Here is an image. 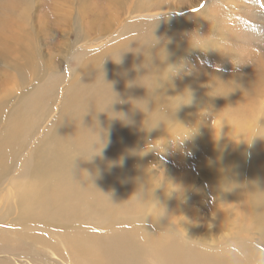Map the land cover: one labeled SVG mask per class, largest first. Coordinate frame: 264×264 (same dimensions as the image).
<instances>
[{"label":"rangeland","instance_id":"rangeland-1","mask_svg":"<svg viewBox=\"0 0 264 264\" xmlns=\"http://www.w3.org/2000/svg\"><path fill=\"white\" fill-rule=\"evenodd\" d=\"M212 1L0 0V264H77L78 258L112 264L115 254L119 264H174L170 256L179 264L264 261V226L252 223L256 211L246 186L248 178L264 183V139L250 147L223 139L215 144L209 127L219 137L226 120L233 139L264 138V89L261 98L257 93L261 107L246 103L211 119L241 101L239 91L227 96L235 82L225 87L220 81L247 85L253 79L248 63L264 74V0H235L231 8L228 0L215 19L199 11H211ZM193 14L206 34L210 25L200 18L210 22L209 45L217 49L182 45L181 22ZM152 34L160 41L148 50L152 66L178 71L163 87L157 80L167 72L138 81L160 88L149 93L157 110L144 121L128 101L144 98L145 89L126 82L144 74L133 66L144 63L141 46ZM161 48L178 54L161 63ZM122 52L119 65L105 59ZM144 67L158 71L150 60ZM210 81L211 95L227 97L208 96ZM186 88L193 102L180 106L187 97L175 96ZM107 112L126 113L133 123L110 120ZM241 115L249 123H239ZM94 124L106 130L107 143L85 161L78 157L90 158V143L98 145L97 155L103 147L100 130L85 128ZM63 172L69 176L59 185ZM17 187L32 197L41 192L40 204L60 225L47 223L36 233L27 223L21 230L12 220ZM93 200L97 205L89 207ZM94 240L111 252H95Z\"/></svg>","mask_w":264,"mask_h":264},{"label":"clouds","instance_id":"clouds-1","mask_svg":"<svg viewBox=\"0 0 264 264\" xmlns=\"http://www.w3.org/2000/svg\"><path fill=\"white\" fill-rule=\"evenodd\" d=\"M200 19H203V20H205V21H207L209 23L210 31L206 35L200 34L198 30H193L191 33L186 34L187 43H188L189 48L190 49H198V50H201V51H206V50H208L210 48L217 49V48H213V47H211L209 45V36L211 35V24H210V22L207 19H204L203 17H201ZM159 43H160V41L152 34V41L150 43H148V44H145V45L141 46V48L143 50V52L142 51L141 52H142V54L145 57L144 63L139 65V66H135L134 65L133 66V70L139 72L140 69L142 68V69L145 70V72H144L143 75L138 76L137 79H135L133 81L126 82V87L139 86V87H143L145 89L146 95H145L144 98H142V99H130L128 101L132 105V110L133 111L141 112V113H143L145 115L144 121L148 118L149 114H151V113H153V112H155L157 110L156 103L154 101H152V100H148L147 99L149 97V93L151 91V92H153V94H157V92H158V90L160 88L150 89L144 83H139L138 81H143L145 78H147L149 76H152V75L161 76L165 72H167V78L166 79H164L162 81L159 80V79L157 80V83L161 84L162 87H163L164 84L169 81V78L171 76H175L177 74V71H178L176 66L175 65H171V64H166L165 67H163L162 69L152 66V56H151V54L149 53L148 50L151 49V48L156 47V45L159 44ZM161 50H163V52L165 53L164 49L161 48L157 55H158V59L161 61V63H164L166 61V59H167V54L165 53L164 59L161 60V58H160ZM218 50H220V49H218ZM145 51L147 52V56H145V54H144ZM128 52L141 53V52H136V51H128ZM123 53H125V52L120 53L116 57L108 56L105 59H111L114 64L119 65V64H121L122 54ZM146 60H150L151 67L153 69H157L158 71L152 72L149 68L144 67ZM247 65L252 67L253 73H254V78L252 80H250L247 85H243L241 83H238L235 80L229 81L227 83L220 81V84L224 85L225 87H232L233 82H235L236 85H238V86L234 87L233 90L227 96H229L232 93H235V92L239 91L240 94H241V101L237 102L235 105H227L225 108H223V109H221L219 111L212 112L211 119L219 118L220 116H222L229 109L235 110L240 104H242L244 102L245 96L254 97L256 95L255 88H256L257 68L252 63H248ZM101 69H102V66H101ZM103 79H104V73H103ZM211 83L212 82L210 81L207 85H205V87L210 89V91L207 93L208 96H210V97H227V96H223V95H217V96L211 95V92L213 91V88L209 87V84H211ZM216 86L218 87L219 85H216ZM185 96L187 97L188 102L185 103V104H181L180 106H182V105L186 106V105L192 104V102H193V93H192V91L190 89L186 88L182 94L177 95L175 97L183 98ZM175 97H171V98H175ZM133 102H135V103H133ZM140 103H144V107L143 108L139 106ZM150 104H154L155 106L150 108ZM111 113H112L111 115H109V113H108V116H109L110 120H120L121 123L125 124L126 126L133 123V121L130 119V117L126 113H115V112H111ZM144 121H143V124H144ZM262 121H264V120H262ZM83 127H85V126H83ZM209 127H210V131H211L213 142L215 144H219V142L223 139V140H226V141H228L230 143L237 144V145L241 144V143H244L245 145L250 147L253 144L254 140H256V139H264L262 137H258L257 136V137H253L251 139V141L248 142V141L244 140L242 134L240 136H238L237 138L233 139L232 135H231L232 132H233L232 125L229 124L226 120L221 121V128L219 130V137L217 136L216 129L211 126V122H210ZM85 128L89 129L93 133H96V130L98 128L100 130L99 131V140L103 144V147L99 149V154L98 155L94 154L96 152V149H97L98 145L96 143H90V145L88 146V150L93 153L90 156V158H84L83 156L78 157V158L83 159L85 161H90L94 156H99L101 151H102V149L106 146V143H107L106 138L102 139L101 137H102V135L104 137H106L107 132H106V130L99 128L98 124H94L92 127H85ZM226 128L228 129L227 131H225ZM168 194H171V193L168 192ZM260 264H264V261H261Z\"/></svg>","mask_w":264,"mask_h":264},{"label":"bare ground","instance_id":"bare-ground-1","mask_svg":"<svg viewBox=\"0 0 264 264\" xmlns=\"http://www.w3.org/2000/svg\"><path fill=\"white\" fill-rule=\"evenodd\" d=\"M221 1H225V2L221 6H219L218 2H221ZM227 2H228V0H214L211 3H215V7H213V9L211 11H209L208 7H205L204 9L202 8L199 11H202V10H203V12L206 11V12H208L209 14H211L213 16V19H215L216 17H218V14L222 15V12L220 11V9L222 8V6L226 8L227 5L225 6L224 4H226ZM229 2H230V8L232 6H234L235 0H230ZM192 7H194V5L191 6L190 8H192ZM171 10H174V11H176L178 13V12H182L184 9H176V8L169 9V11H171ZM225 17H228V15L225 16ZM188 20L184 21V22H181L182 23V27L179 29L181 34L184 37V40L182 41L183 44L182 43L181 44L183 46H186V47H189L188 43H187L186 34L191 33L193 30H198L200 34L206 35V32H205L206 30L204 31V29H202L203 26L200 23L198 15L193 14L192 20H190V21H188ZM201 26H202V28H201ZM227 29H228V27H227ZM220 32H222V31H220ZM245 43L249 44L248 40H246ZM210 46L212 47L213 44H210ZM245 47L250 48V46H245ZM181 48L184 51L186 50L183 47H181ZM193 50L201 51V50H198V49H193ZM208 50H211V48L208 49ZM166 54H167L166 61L168 62V61H170L172 58H174L178 54V50L175 49V48H169V49H167ZM256 68H258V67H256ZM262 70L260 68H258V70H257V76H256L257 80H256V88H255L256 95L253 97V100H252V97L248 96L249 99L248 100L244 99V102L242 103V104L249 103V104H252V105H256V109L258 108V106L261 107V105H260V103L258 101L259 98H257V93H258V96L260 97V95L262 94V91L264 89V84H262L263 81H261V76H263L264 74L260 73ZM250 74L254 78L253 69H251ZM258 79H259V81H258ZM249 80H252V78L249 79ZM228 99L230 101H233V100H231V98H228ZM242 104H240V105H242ZM260 110H262V109H260ZM237 120H238L239 123H246V121L249 120V116L248 115H241V116H239L237 118ZM248 123H249V121H248ZM249 162L251 163L252 167H255L256 170L258 172H260V170L258 169V167L255 164V160L254 159L249 160ZM66 176H69V173L67 175L66 172H63L60 175V177L58 179V184L59 185H63L64 180L65 181L67 180ZM248 179L249 180L247 181L246 186L249 189H251L249 207L253 208L256 211V215L252 218V223H256L258 227H262V226H264V183L263 182L258 183V182H254L250 178H248ZM29 189L31 191V185H30ZM12 194H13V197H14V201L13 202H14L15 208L18 211L17 215L12 220H13V222H15L19 226V228L21 230L24 228V224H27V223L28 224H32V229H34L36 231V233H40L41 231H43L44 230V226L47 223L49 225L53 226V227H56V226L60 225L56 213L44 208V206H42L40 204L43 201V199H44V195L41 192H36L35 195L32 197V193L30 194L31 196L27 195L25 193H21V188L17 187L16 191L14 193H12ZM50 194H51V192H50ZM16 195H19L17 200L15 199ZM30 203H32V207L30 206ZM95 205H97L96 200L88 202V206L89 207H92V206H95ZM252 213H253V211H252ZM37 215H39V217L37 219H35V217ZM45 215H49V218L48 219L45 218ZM42 217H44V218H42ZM262 231H264V230H262ZM46 239L44 240L45 242H46ZM92 244H93L92 245V249L95 252H97V253L99 252V250L101 248L105 252H108V253L111 252V250H110L111 248L109 246L107 248H105L103 246H100L98 244V242L95 241V240H94V243H92ZM246 251L247 250L243 251L241 253V255L244 256ZM108 253H107V258L109 257ZM255 253H256L257 257H260V255L257 252H255ZM255 253H251V254L255 257ZM115 256H116V260L119 263H122V259L118 258L117 254H115ZM170 257L173 258V260L175 262L174 264H179L177 262V260L175 259V257H173V256H170ZM170 257H169V262H170ZM75 261H76L77 264H86L83 260H81L79 258L77 260L75 259ZM118 262L117 263H112V264H119ZM189 264H194V263L189 262Z\"/></svg>","mask_w":264,"mask_h":264}]
</instances>
